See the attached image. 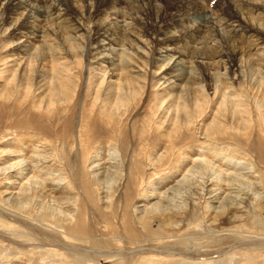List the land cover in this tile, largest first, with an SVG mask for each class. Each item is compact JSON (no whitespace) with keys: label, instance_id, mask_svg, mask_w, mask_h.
<instances>
[{"label":"rangeland","instance_id":"rangeland-1","mask_svg":"<svg viewBox=\"0 0 264 264\" xmlns=\"http://www.w3.org/2000/svg\"><path fill=\"white\" fill-rule=\"evenodd\" d=\"M9 1L0 0V150H22L29 159L36 147L53 161L33 179L31 171L0 176V264H264V134L246 137L223 118L219 133L209 128L229 94L240 114L258 112L264 0L234 2L246 18L235 16L230 0H199V9L193 0H20L31 6L20 9ZM39 9L47 17L29 18ZM219 16L227 21L209 23ZM229 29L247 30L256 49L248 53L245 39L229 42ZM217 46L240 50L232 70L223 58L209 66L185 58L177 60L183 82L166 83L168 71L160 74L175 51L200 56ZM106 54L113 65L141 70L133 75L143 86L121 90L126 101L114 130L97 118L95 91L128 73L97 60ZM134 60L142 66L132 68ZM52 72L70 86L71 103L48 102ZM179 100L189 109L197 103L196 112H176ZM252 112L241 115L248 124L258 121ZM91 158L101 159L96 185Z\"/></svg>","mask_w":264,"mask_h":264},{"label":"bare ground","instance_id":"bare-ground-1","mask_svg":"<svg viewBox=\"0 0 264 264\" xmlns=\"http://www.w3.org/2000/svg\"><path fill=\"white\" fill-rule=\"evenodd\" d=\"M194 1V6H195V8H198L199 9V4H197V1H199V0H193ZM205 0H200V2H204ZM207 1V0H206ZM205 1V2H206ZM213 1V0H212ZM231 2H230V6L232 7V9L235 11V16H237V17H242V16H245V18H246V16H247V14L246 13H244V12H242L243 10H240L238 7L240 6V5H238V4H234V2H240L241 0H230ZM253 1V0H252ZM256 1V0H255ZM25 2V1H24ZM199 2V3H200ZM251 2V1H250ZM9 4H12L15 8H26V7H31L30 6V4H26V3H23V2H21L20 0H11V1H9L8 2ZM261 3V2H260ZM264 3V2H263ZM201 4V3H200ZM258 5V4H257ZM192 6V5H191ZM263 8H264V6H263ZM52 9V8H51ZM51 9H49V10H51ZM54 9V8H53ZM15 10V9H14ZM44 10H45V8H44ZM203 10V9H202ZM206 10V9H205ZM16 11V10H15ZM31 11V10H30ZM53 11V10H52ZM56 11V10H55ZM44 11H41L40 9L39 10H36L35 11V13H34V15L36 16H30L29 18H33V19H39L40 17H42L43 18V15L45 16V17H47L46 16V14L45 13H43ZM54 12V11H53ZM205 12H209V11H204L203 10V15L204 16H206L207 15V13H205ZM50 13H51V11H50ZM55 14V13H54ZM201 17H202V12H201V9H200V14H199ZM198 15V16H199ZM214 15V14H213ZM52 16V15H51ZM198 16H196V17H198ZM195 17V18H196ZM218 18V19H217ZM217 18H214V19H212V21H208V19H209V17H207V20L206 21H208L210 24H213V25H216V23H215V21L214 20H216L217 22H220V24L222 23V22H224V21H227L224 17H221V16H219V17H217ZM244 18V19H245ZM210 19H211V17H210ZM215 23V24H214ZM219 24V23H218ZM219 24V25H220ZM197 29H195V31H196ZM74 31V30H73ZM229 32L231 33L232 32V38L229 40V42H231V43H237L238 44V42L236 41V40H234V38H236L237 40H240L241 41V39H245L246 40V45L247 46H249V50H248V53L250 52V51H253V50H255L256 48V46H255V43L254 42H256L255 40H254V38L252 37V35L250 34V33H248L247 32V30H243V29H241V31L240 30H238V32L237 31H235V30H230L229 29ZM228 32V33H229ZM105 33L107 34L105 37H106V39H108V44L110 45V43L112 42L113 43V41H115V40H113L114 39V37H112L111 36V34L110 33H107L106 32V30H105ZM165 34H167V33H164V35ZM43 37V36H42ZM101 37V36H100ZM118 37V36H117ZM72 38V37H71ZM75 38V37H74ZM99 39V38H98ZM119 39V38H118ZM121 42L122 43H124L125 44V46H127V48L128 49H134V53H138L137 52V48H135L134 47V44L132 43L133 41H131V42H126V38H123L122 40H121ZM228 42L226 41V44H227ZM116 44H117V42H116ZM112 45V44H111ZM122 47V46H121ZM61 51V50H60ZM176 52V54L175 55H177V57H175V60L169 65V63L168 64H164V65H162L161 67V72H160V74H164L165 72H167L168 71V73L166 74L167 76H169V78L168 79H166L165 80V82L167 83L168 81H171V79H173V83H177V82H183L184 81V79H185V76H181V75H183L184 73H182V72H180L181 70H182V67L181 68H179L178 67V62L180 61V63H181V61H183V60H185V58H188V59H190V60H192L194 63H197V64H202V63H199L197 60H198V58L200 59V60H202V61H206V63L204 64V65H207V66H209V63H212V61L215 59V58H223L225 61H226V65H228L229 66V68L232 70L233 69V67H235L236 65V62H237V57H238V52H240V50L237 48V47H234L233 49H227L226 51H222V48L220 47V46H217V47H215V49H210V50H207V52L204 54V53H201V54H199L200 56H198L197 54H194V55H191V54H189V53H186V52H182V51H175ZM248 53H245L244 55H241V57H246L247 59H251L250 57H251V54H248ZM91 54V53H90ZM94 55V54H93ZM98 55H99V53H98ZM214 56H216V57H214ZM166 57H168V55H163V56H159L158 58L157 57H155L154 59H153V62L154 63H162L163 61H165V59H166ZM240 57V58H241ZM170 58H173V56H170ZM217 58V59H218ZM131 59V58H130ZM98 61H100L101 63H104V64H107V67H112L111 69H115L116 67H119L120 68V71H122V72H124L125 71V73H128V75L127 76H123V78H121V81L120 82H118L117 84H115V85H108V87L107 88H105V90H104V92H101V86H98V88L96 89V91H95V97H94V100H95V102H94V104L93 105H95L96 103H97V100H99V95L101 94V106H100V108H101V111H100V113H98L97 114V118H100L101 120H103V121H105V126L108 128V126H109V130H114L115 129V116L116 115H118L119 114V112H118V114H117V111L118 110H120V108H121V105H124V103H125V99H126V96L125 95H122V92H121V90L122 89H125V90H127V91H134V90H136V88H140V89H142L143 88V86L140 84V81L138 82V80L136 79V77L137 76H134L133 74H138V73H140L141 72V70H138L137 69V71H130L129 69H127V67H126V65H127V63H125V65L123 66H119V64H117V65H113L112 63L113 62H115V60H113V58H111L109 55H103V56H101L100 58H98L97 59ZM131 60H133V57H132V59ZM130 60V61H131ZM177 60H178V62H177ZM176 61V62H175ZM201 61V62H202ZM214 62V61H213ZM141 62H139V61H137V60H134L133 61V64H132V68H139V66H142V65H139ZM110 64V66H108ZM128 64H130V62H128ZM178 64V65H177ZM247 65L248 66H253V64H251L250 62H247ZM122 68V69H121ZM194 69V68H193ZM184 71H185V69H184ZM143 73V72H142ZM181 73V74H180ZM52 76L50 77L51 78V81L53 82V83H51V84H49L48 86H45V87H47V89L45 88V91H44V93H46V98L48 99V102H52V101H56V102H60L61 100L63 101V103L61 102V104H65V105H67V104H69V103H71V101L70 100H72L70 97H69V90L71 89L70 88V86L68 85V83H65L64 82V78L62 79L61 77H59V75H58V73H56V72H52ZM135 74V75H136ZM159 74V76H161ZM31 78V77H30ZM27 79V78H26ZM54 79H56V80H54ZM67 81H69V78H67L66 77V82ZM165 82H163V83H165ZM226 85V83H224L223 82V85ZM101 85V84H100ZM168 86H170V83L169 84H167ZM176 85V84H175ZM178 85V84H177ZM192 85V84H191ZM224 85V86H225ZM76 87V86H75ZM74 87V88H75ZM173 87V86H172ZM172 87H169L170 89H172ZM258 87L261 89L260 90V93L258 92V94L257 95H254V97H255V107H256V110H258V112L257 111H251L252 113H255V116H257L258 117V121H252V123L250 122V124H248V121H247V119L245 120V119H243L242 118V114L243 113H245V115H249V116H251L250 114H251V112L250 111H245V109L243 110V113L242 114H240V112H239V109H237L236 108V106H237V103L236 102H232V100H230V99H228V98H230V94L225 98L226 99V101H221V102H219V104L217 105V107H216V110H215V113H216V115H218L219 117H217V116H215V120H213V124H211L210 126H209V128L210 127H212L211 128V132H212V134H215L217 131H218V129H219V126L221 125V123H222V121H220L219 119L220 118H223L225 121H230V123L233 121V122H235L236 124H235V126H236V130H239V129H242V131H244L245 132V134L244 135H247L246 137H250V136H252V135H255V133L254 132H256L257 133V135H261L262 137H263V134H264V83H262V82H260L259 83V85H258ZM174 88V87H173ZM215 89H216V91L217 90H219L220 89V86H216L215 85ZM111 91H112V93H111ZM259 91V90H258ZM74 92H75V89H74ZM113 92H115V93H113ZM72 93V92H71ZM73 94V93H72ZM103 94V95H102ZM215 94H216V92H215ZM256 94V93H255ZM172 95V94H171ZM176 95V94H175ZM71 96V95H70ZM179 96V95H178ZM181 96V95H180ZM179 96V97H180ZM104 97V98H103ZM131 97H133V96H131ZM175 97V96H174ZM183 98V97H182ZM181 98V99H182ZM70 99V100H69ZM195 99V98H194ZM235 99V98H234ZM129 100V99H128ZM184 100V99H183ZM196 100V99H195ZM198 100V99H197ZM181 101L182 100H179V102H180V104H181ZM191 101V100H190ZM193 101V100H192ZM55 102V103H56ZM177 103V102H176ZM252 103V102H251ZM173 104H174V101H173ZM172 104V105H173ZM179 104V103H178ZM176 105L175 107H174V109H175V111L176 112H178V110L177 109H179V113H183L184 114V117H189V114H190V111L189 110H192V112H196V108H198V104L197 103H192V109H189V106L186 104V103H184L183 102V104H181V105ZM51 106H52V104H51ZM63 106V105H62ZM201 106V105H200ZM199 106V107H200ZM124 107V106H123ZM122 107V108H123ZM202 107V106H201ZM239 107H240V105H239ZM95 107H93V109H94ZM261 108L263 109V110H261ZM55 110V109H54ZM96 110V109H95ZM94 110V111H95ZM186 110H187V112H186ZM199 110V109H198ZM48 111H53V110H48ZM128 111V107L127 108H125L124 109V112L126 113ZM201 111V110H200ZM56 112V111H55ZM93 112V111H92ZM250 112V113H249ZM94 114V113H93ZM253 117V116H252ZM254 118V117H253ZM95 119H96V116H95V114L92 116V121H91V123H93L94 121H95ZM186 119V118H185ZM252 119V118H251ZM85 121H88V119H87V117H86V115L84 116V119H83V122H85ZM95 126L96 125H99V122H97V123H95L94 124ZM93 125V126H94ZM92 127V126H91ZM101 129L103 130V127L101 126ZM227 129V128H226ZM251 130V132L249 133V134H247V130ZM104 130H106L105 128H104ZM86 131L87 132H91L92 130H91V128H90V126H89V128L88 129H86ZM218 133H219V131H218ZM102 135V134H101ZM82 136V135H81ZM253 138V137H252ZM1 140H2V138H0ZM263 139H264V137H263ZM141 140V139H140ZM0 145H2V142L0 141ZM90 147H91V145L90 144H86L85 146H84V148H80V149H78L80 152H82V151H86V150H88V149H90ZM34 148V149H33ZM109 148H111V147H109ZM32 149H33V154H32V156L29 158V159H27L26 157H24L25 156V154H23L22 152V150H17V151H14V150H0V164H4V165H2L1 167H0V176H3L5 179H10V177L12 176V175H15L16 177H23L25 174H27V172L28 171H31V173L32 174H35V175H33V176H31V178L33 179L34 178V176L35 177H37V176H39V174L41 173V171H43L44 170V168L46 167L45 165H47V164H49L50 163V161H53L52 159H50V157H47L46 155H42L41 154V152H37L36 151V147H32ZM32 152V151H31ZM116 153L115 152H113L112 154H111V158L110 159H114L115 158V156H113V155H115ZM100 155V154H99ZM98 155V156H99ZM94 158H97V157H94ZM5 159H8V160H5ZM92 159V158H91ZM100 161H101V159H99ZM197 160V159H196ZM195 160V161H196ZM100 161H98V160H96V159H92L91 160V170H92V172L94 173V175H93V178H91L93 181V183L95 184H97V183H101V181H102V179H101V173L99 174V170L101 169V163H100ZM116 162V161H115ZM205 163V162H204ZM241 163V162H240ZM104 164V163H103ZM205 165V164H204ZM112 166V165H111ZM112 168H114V173L115 174H120V166L118 165V164H116V165H114ZM245 169V168H244ZM46 170V169H45ZM210 170V169H209ZM212 170V169H211ZM108 172V171H107ZM38 173V175H36ZM49 173V172H48ZM207 173V172H206ZM212 173V172H211ZM29 174V173H28ZM43 174V173H42ZM247 174H249V173H247ZM246 174V175H247ZM107 175V174H106ZM222 176V175H221ZM25 177V176H24ZM51 177V176H50ZM116 177V176H115ZM250 177V176H249ZM39 178V177H38ZM112 178H114V177H112ZM130 178H131V175H130ZM130 178H128V179H130ZM212 177H210L209 179H211ZM220 178V177H219ZM51 179V178H50ZM57 179V178H56ZM109 179H110V177H109ZM118 179V178H117ZM202 179H203V177H202ZM231 179V178H230ZM235 180V179H234ZM61 182L62 181H64V179H61L60 180ZM106 181V180H105ZM118 181V180H117ZM207 182V181H206ZM212 182V181H211ZM210 182V183H211ZM212 183H214V182H212ZM217 183V182H216ZM227 183H229V181L227 182ZM238 183V182H237ZM236 183V184H237ZM95 184V185H96ZM233 184V183H232ZM62 185V184H61ZM35 186V185H34ZM239 187V186H238ZM207 188V187H206ZM233 188H234V186H233ZM240 188V187H239ZM31 189V188H30ZM239 190V189H238ZM33 193V192H32ZM238 193V192H237ZM236 193V194H237ZM240 193V192H239ZM209 194V193H208ZM28 196V195H27ZM34 197V196H33ZM24 199L26 198V197H23ZM28 200V199H27ZM27 200H24L25 202L27 201ZM15 203H17V204H15V206H13V208L14 209H16V210H20V209H23L24 208V206H23V203L22 202H15ZM13 204V203H12ZM67 206V205H66ZM154 215L153 217H155V215H157V214H160L161 216H163V212H161V213H156V212H151V215ZM50 215H52V214H50ZM149 216V215H148ZM148 216H146V217H148ZM152 217V218H153ZM72 219H74V217L73 216H71L70 218L68 217V220L70 221V220H72ZM148 219V218H147ZM146 219V220H147ZM52 220V219H51ZM140 220H142V219H140ZM151 220V219H150ZM74 221V220H73ZM148 221V220H147ZM147 221H145L144 219H143V221H141L143 224H145V223H147Z\"/></svg>","mask_w":264,"mask_h":264}]
</instances>
